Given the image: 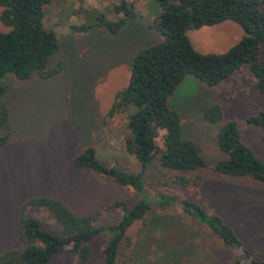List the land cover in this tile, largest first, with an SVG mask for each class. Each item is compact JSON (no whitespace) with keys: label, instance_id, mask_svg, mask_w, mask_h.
I'll return each mask as SVG.
<instances>
[{"label":"rangeland","instance_id":"1","mask_svg":"<svg viewBox=\"0 0 264 264\" xmlns=\"http://www.w3.org/2000/svg\"><path fill=\"white\" fill-rule=\"evenodd\" d=\"M122 2L131 4L135 17L119 31L110 33L94 26L97 18H120L114 7ZM158 11L155 0H52L44 6V26L53 30L57 39V51L48 59L46 69L61 62L59 72L47 79L35 74L25 80L9 74L1 79L0 103L7 118L0 125V138L7 136V140L0 148V254L19 248L17 223L22 204L29 198L60 200L74 214L90 216L96 225H113L119 220L121 211L115 203L123 202L129 208L136 202L131 189L74 167L72 158L91 147L106 166L133 174L140 171V165L122 145L125 117L121 111L110 115V110L115 95L127 84L132 57L160 40L151 28ZM88 25L90 28L83 32L74 31ZM6 30L0 24V32ZM242 35L231 22L187 32L192 48L201 54L224 53ZM258 58L264 60V45ZM168 104L180 116L182 135L201 148L206 166L195 172L161 174L152 163L142 173L148 197L154 200L166 195L196 202L208 214L221 218L249 259L264 263V183L223 176L213 168L223 157L215 135L227 122L237 125L241 142L264 163V130L245 123L248 117L264 116V92L256 90L244 65L214 87L185 78ZM210 104L221 109L217 125L201 118L202 108ZM175 175L190 178L191 185L177 189L172 183ZM26 216L45 228L55 227L41 211L29 209ZM151 218L152 227L146 224ZM125 236L129 245L123 240L120 252L131 258V264L245 262L243 253L222 245L177 205L153 206L145 220L134 223ZM89 245L88 264H101L104 238L96 237ZM54 260L78 264L69 254Z\"/></svg>","mask_w":264,"mask_h":264},{"label":"trees","instance_id":"2","mask_svg":"<svg viewBox=\"0 0 264 264\" xmlns=\"http://www.w3.org/2000/svg\"><path fill=\"white\" fill-rule=\"evenodd\" d=\"M51 1L0 0V24L7 29L0 32V96L3 92L1 79L5 75L17 80H25L32 74L47 79L59 72L61 62L46 69L48 59L57 51L56 35L43 23V8ZM155 1L159 11L151 28L160 40L132 57L127 84L115 95L110 110V115L121 111L125 117L126 134L122 145L124 152L140 165V171L133 174L106 166L91 147L72 158L74 167L131 189L137 196L136 202L129 208L123 202L115 203L121 211L119 220L113 225H96L90 216L74 214L60 200L29 198L22 204L18 218L19 248L1 253L0 264H63L54 260L63 254L74 256L78 264H88L91 257L89 244L96 237L104 238L101 264H131V258L120 252L123 240L129 245L125 236L128 229L134 223L144 221L153 206L167 208L173 205L194 218L222 245L243 253L245 262L234 264H264L249 259L233 231L217 214H208L194 201L171 196L159 195L151 200L142 181L143 171L154 162L157 173L161 174L164 171L195 172L206 166L201 148L182 135L180 116L168 104L185 78L192 77L207 87H214L245 65L256 90L264 92V60L258 58L260 46L264 45V11L261 10L264 0ZM114 10L120 18L113 21L97 18L94 26L116 33L128 19L135 17L131 4L122 2ZM223 22H231L243 32L234 45L220 54H201L192 48L187 32ZM90 26L76 27L74 31L83 32ZM0 115V125H3L7 112L1 103ZM221 117L217 104L206 105L201 110V118L207 124L217 125ZM245 123L264 130L262 114L246 118ZM6 140L7 136L0 138V148ZM215 142L223 156L213 165L217 173L264 183V163L241 142L235 123L219 126ZM172 183L182 190L191 185V180L184 175H175ZM262 202L264 204V198ZM29 209L41 211L45 220L51 219L55 223L54 229L45 228L40 221L26 216ZM146 224L152 227V218ZM183 256L180 253V257Z\"/></svg>","mask_w":264,"mask_h":264}]
</instances>
